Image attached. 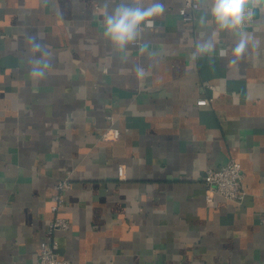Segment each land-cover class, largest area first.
I'll list each match as a JSON object with an SVG mask.
<instances>
[{
    "label": "crops",
    "instance_id": "1",
    "mask_svg": "<svg viewBox=\"0 0 264 264\" xmlns=\"http://www.w3.org/2000/svg\"><path fill=\"white\" fill-rule=\"evenodd\" d=\"M186 1L117 53L103 16L120 0H0V264H34L49 238L77 264H264V9L242 57L227 32L193 56L216 26ZM230 159L247 196L208 204L205 171Z\"/></svg>",
    "mask_w": 264,
    "mask_h": 264
},
{
    "label": "clouds",
    "instance_id": "2",
    "mask_svg": "<svg viewBox=\"0 0 264 264\" xmlns=\"http://www.w3.org/2000/svg\"><path fill=\"white\" fill-rule=\"evenodd\" d=\"M264 9V0H208V15L216 26L212 36L196 45L197 54H204L215 50V36L218 32H227L237 39L232 49L235 58H240L249 45L250 38L244 29V22L250 17V8ZM165 12L162 0H120L116 7L103 16V37L106 38L117 53L126 52L130 45L137 42L144 29H153L155 18ZM206 27L207 21H202ZM39 51L40 46H34ZM221 56L225 52L221 51ZM38 63V62H37ZM236 63V59L232 61ZM137 75L142 76L144 70L137 66ZM35 76L43 77L44 72L39 68H33Z\"/></svg>",
    "mask_w": 264,
    "mask_h": 264
},
{
    "label": "built area",
    "instance_id": "3",
    "mask_svg": "<svg viewBox=\"0 0 264 264\" xmlns=\"http://www.w3.org/2000/svg\"><path fill=\"white\" fill-rule=\"evenodd\" d=\"M199 6L194 0H187L180 8V13L186 18L192 17L193 11ZM120 129L113 127L111 135L118 137ZM118 172L124 176V166L119 165ZM205 199L208 204H214L217 196H222L231 201L241 203L247 196V189L244 181V171L241 163L236 159H230L220 166L208 167L204 176ZM69 187L67 181L58 184V193L55 195L52 209L58 212L65 205L64 191ZM68 219L57 216L49 222V233L52 235L55 230L67 229ZM34 264H77L71 259L61 255L59 244L53 238L45 239L41 242L40 252Z\"/></svg>",
    "mask_w": 264,
    "mask_h": 264
}]
</instances>
